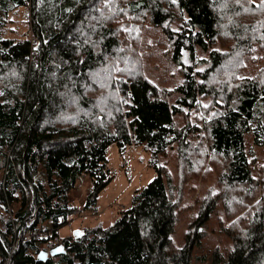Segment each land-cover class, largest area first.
<instances>
[{
    "label": "trees",
    "instance_id": "trees-1",
    "mask_svg": "<svg viewBox=\"0 0 264 264\" xmlns=\"http://www.w3.org/2000/svg\"><path fill=\"white\" fill-rule=\"evenodd\" d=\"M262 3L0 0V264H194L212 213L230 203L220 190L236 187L249 189L252 213L236 223V231L223 228L230 247L197 258L264 264V163L257 164L254 151L264 148V75L242 76L245 59L264 51V7H256ZM21 9L27 11V32L19 29L22 20L13 18ZM127 17L129 23L119 21ZM92 18L102 19L92 24ZM147 18L165 34L183 75L174 102L145 77L131 75L138 58L136 29ZM107 72H114L107 88L118 86L124 103L122 108L109 97L115 111L109 120L97 112V97L86 96L98 91L90 75ZM184 114L191 124L180 129L175 117ZM197 121L204 123L212 156L224 166L216 189L198 202L183 246L172 235L186 210L170 197L160 167L112 226L60 239L59 229L76 210L68 193L78 181L90 177L88 209L114 179L109 146L123 151L143 145L157 156L177 144L191 173L203 154L188 136L201 132ZM244 201L238 202L244 206ZM58 245L65 253L38 260L41 251Z\"/></svg>",
    "mask_w": 264,
    "mask_h": 264
},
{
    "label": "rangeland",
    "instance_id": "rangeland-1",
    "mask_svg": "<svg viewBox=\"0 0 264 264\" xmlns=\"http://www.w3.org/2000/svg\"><path fill=\"white\" fill-rule=\"evenodd\" d=\"M123 2L125 3V0H119V3ZM25 16L27 17V11L21 9L15 13L13 18H19V21L22 20L19 29L20 31L27 32V23H23ZM101 19L92 18L90 20H94L92 22L93 24L95 21L100 22ZM128 20L129 17L119 21L129 23ZM136 31H138V39L135 45L138 58L132 67L133 69L129 66L130 70H132L131 75L133 77H145L164 92V96L169 102H174L178 96L174 92V89L183 82V75L173 61L172 46L162 30L151 24L150 18H147L141 26L139 25ZM205 56L207 57V54ZM31 62H35L34 56H32ZM245 66L246 70L242 76L262 77L264 75V51H258L252 59H245ZM104 73L101 72V74ZM110 73L112 75L114 72ZM110 73L107 72L102 77L99 76V73L91 74L90 80L97 84L98 91L89 92L87 95L86 91L84 92L87 97H97L95 99L97 112H103L106 120H109L110 117L115 115L114 109H111L112 107L110 105L112 103L109 102V97L112 99V102H118L120 107L122 106L123 108L124 105L119 87L114 85V91L111 90V92L107 88ZM116 79L119 80L121 78L117 75ZM71 83L74 86L73 90L76 91L75 82L72 80ZM74 100L70 105L73 104ZM189 114L187 113V115ZM175 121L180 129L185 128L189 123L191 124V119L190 117L187 118L186 114L176 116ZM193 124H198L197 127L201 128V132L197 133V136L189 134V141L193 143V148L200 149V152H203V154L200 153V158H196L197 156L194 155L192 156V159H196L194 160L195 167H191V173L183 162L179 145L177 144H174L164 154L157 156L146 151L143 145L127 146L123 151L116 144L109 146L107 150L108 166L112 171L114 179L99 194L95 205L88 209L85 208V204L88 192L92 186L90 177L84 175L78 181L76 188L68 193L69 203L76 210L67 219L65 226L59 229L58 234L60 239L74 236L73 234L76 230L84 232L98 226L104 228L112 226L119 218L121 210L130 205L131 198L135 192L153 180L157 176V170L160 167L163 170L164 180L170 197L173 200L180 201L182 207L186 210L180 215V220L176 224L175 231L172 235L174 243L178 247L183 246L184 237L189 229L188 226L198 211V202L205 198V196L207 197L209 191L216 189L219 180L218 175L220 176L224 166L222 161L215 159L216 157H213L211 150H209V142L204 123L197 121V123L193 122ZM246 141L248 146L253 144L249 134L246 136ZM196 145H199V148H196ZM254 151L256 153L257 164L263 165L264 148L254 147ZM258 175L259 170L257 171ZM262 181H264L263 178ZM222 190L220 192L226 194L228 202L230 203L226 205L220 203L217 211L212 213L205 227L207 232L202 240V244L194 250V264H210V260L200 263L198 258H209L216 248L224 251L230 247L231 241L224 233L223 228L231 226L236 231L238 226H236V223L241 218H248L249 216H246V214L249 215L252 213L251 208L254 206L248 202V197L252 196V194L249 195V189L246 188L245 190L242 187H236L232 189L222 188ZM258 193V199H260L262 192L258 190L256 194ZM243 197L247 199V202L244 201L246 203H243L244 206L238 202ZM231 201H233L234 205H232ZM48 225L46 224V226ZM57 242L59 241L57 240Z\"/></svg>",
    "mask_w": 264,
    "mask_h": 264
},
{
    "label": "water",
    "instance_id": "water-1",
    "mask_svg": "<svg viewBox=\"0 0 264 264\" xmlns=\"http://www.w3.org/2000/svg\"><path fill=\"white\" fill-rule=\"evenodd\" d=\"M83 234L80 230L74 231V236L78 237V235ZM65 253V247L63 245H58L54 247L50 252L48 251H41L38 255V260L40 261H45L47 260L50 256L55 257L59 256L61 254Z\"/></svg>",
    "mask_w": 264,
    "mask_h": 264
},
{
    "label": "built area",
    "instance_id": "built-area-1",
    "mask_svg": "<svg viewBox=\"0 0 264 264\" xmlns=\"http://www.w3.org/2000/svg\"><path fill=\"white\" fill-rule=\"evenodd\" d=\"M36 43H37V41L34 39V38H32V44H34V47L36 46ZM31 222H29V224H30ZM59 241V240H58ZM59 242H57L56 241V244L55 245H57ZM54 248V246H50V247H48L47 249H46V251H48V252H50L52 249ZM6 264H9V261L6 263Z\"/></svg>",
    "mask_w": 264,
    "mask_h": 264
},
{
    "label": "snow or ice",
    "instance_id": "snow-or-ice-1",
    "mask_svg": "<svg viewBox=\"0 0 264 264\" xmlns=\"http://www.w3.org/2000/svg\"><path fill=\"white\" fill-rule=\"evenodd\" d=\"M256 7H264V3H262L260 5H256Z\"/></svg>",
    "mask_w": 264,
    "mask_h": 264
}]
</instances>
